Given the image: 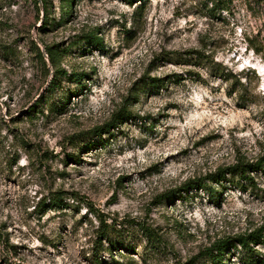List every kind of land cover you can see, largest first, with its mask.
<instances>
[{
  "label": "rangeland",
  "instance_id": "rangeland-1",
  "mask_svg": "<svg viewBox=\"0 0 264 264\" xmlns=\"http://www.w3.org/2000/svg\"><path fill=\"white\" fill-rule=\"evenodd\" d=\"M262 158L264 0H0V264H252Z\"/></svg>",
  "mask_w": 264,
  "mask_h": 264
},
{
  "label": "trees",
  "instance_id": "trees-1",
  "mask_svg": "<svg viewBox=\"0 0 264 264\" xmlns=\"http://www.w3.org/2000/svg\"><path fill=\"white\" fill-rule=\"evenodd\" d=\"M97 38H93V40H95V42L100 43V41ZM50 62H53V58L51 57V54L48 52L47 53ZM39 57L42 60V55L39 53ZM214 72H216L218 75H220L221 77H226L225 74H223L222 72H219V70L214 69ZM152 82H156L153 85H151L150 87L152 88H158V82H160V80H154ZM129 115V112L124 111L121 115L119 116H127ZM113 121V120H112ZM110 127V125H106L105 127H101V128H97L95 129L93 132L96 133L97 135H100V133L103 131H108V128ZM257 172H261L264 175V159H258L256 161H252V162H245L244 160H237V162L228 168L225 169H220L218 170L217 174H215L214 176H218L219 178H221L222 180H226V175L229 176L230 179H236V183L239 184L238 186H240L241 183H244L245 185L248 186H253L254 182H253V178L251 175L256 174ZM204 189H206L207 191L211 192V188H208L206 186H203ZM241 187V186H240ZM58 201V198H55L53 202ZM101 237H106V239L109 238V236H99L98 237V245H101L99 239ZM147 237H151V236H147ZM232 245L234 247H239L240 249H242L245 253L246 256L249 257V259H252L250 262L252 264H255L256 261L253 260V253L251 250V245H264V236L262 235V232H258V231H254L250 234H243V235H239L237 237H235L232 241ZM228 241H221L219 243H217L214 246H211L210 248L206 249L204 251V254H200L202 255H208L211 258L214 259H219V257L222 255V252L225 251V249L228 247L227 246ZM214 252H216L217 255L213 254Z\"/></svg>",
  "mask_w": 264,
  "mask_h": 264
}]
</instances>
